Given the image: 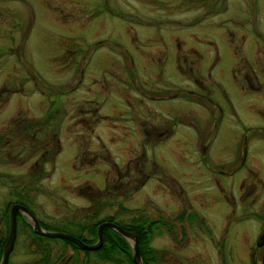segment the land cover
<instances>
[{"label": "rangeland", "instance_id": "1", "mask_svg": "<svg viewBox=\"0 0 264 264\" xmlns=\"http://www.w3.org/2000/svg\"><path fill=\"white\" fill-rule=\"evenodd\" d=\"M128 27L136 31L139 40H132ZM147 35L149 39H145ZM177 35L202 54L198 62L201 74L216 79L229 97L238 99L241 88L233 70L239 68L236 74L244 82L257 49L264 58V0H0V142L7 137L15 145L10 154L0 149V210L20 194L42 227L80 232L86 238L90 236L83 227L108 215L124 223L139 217L157 219L167 223L158 225L150 240L159 252L157 264H227L216 256L218 250L207 237L226 236L225 245L234 241L238 252L239 235L233 233L252 225L240 220L229 224L231 233L225 232L223 217L230 213L233 201L238 203L237 187H230L229 182L232 179L237 184L250 168L264 177V143L257 137L249 140L243 164L238 167L241 129L236 116L243 117L247 110L244 103H235L239 109L236 115L224 104L222 127L216 134H205L212 166L217 168L223 161L233 165L226 173L235 169L229 176L210 173L211 178L199 165L198 137L185 115L193 107L191 102L177 97L145 98L147 107L141 109L136 89L129 87L133 108L121 103L126 93L119 89L127 87L118 75L126 69L125 62L133 61L137 72L144 70L150 76L149 87L160 86L167 93L179 91L183 77L174 61ZM94 41L99 44L85 65L80 64L81 56L76 61L63 59L66 46L77 48ZM116 42L128 51L127 58ZM154 72L158 75L153 78ZM256 72L264 92V76ZM87 100L100 102L99 114L111 120L82 113L80 103L86 107ZM49 112L61 149L54 159H38L37 152L31 154L36 144L30 147L32 140L16 133V118L40 119ZM164 112L173 117L171 113L183 112L177 120L186 125H176L168 136L169 132L159 131L156 138H145L136 128L138 113H142L147 119L143 125L155 132L152 127H160L163 118L159 113L167 115ZM80 117L86 122L78 120ZM142 144L145 167L151 175L137 196L123 192L125 186L119 187V194L115 190L105 194L104 185L111 187L118 171L126 174L127 158L137 155L129 151L136 152ZM101 147L110 152L108 157ZM95 153L98 157L92 160ZM191 173L202 175L193 179ZM173 179L180 186L173 187L174 194L166 189L174 185ZM201 201L205 203L202 208ZM182 213L194 214L186 219ZM239 213L236 207L233 216ZM202 215L209 224L199 226ZM22 223V219L16 223L9 264L37 259ZM0 230L8 231L1 219ZM47 247L54 259L59 257L54 264H110L97 262L93 256L86 260L82 252L76 253L60 240L47 242Z\"/></svg>", "mask_w": 264, "mask_h": 264}, {"label": "flooded vegetation", "instance_id": "2", "mask_svg": "<svg viewBox=\"0 0 264 264\" xmlns=\"http://www.w3.org/2000/svg\"><path fill=\"white\" fill-rule=\"evenodd\" d=\"M167 12L172 13L173 11L168 10ZM128 32L133 41H137V39L139 40V36L136 31L132 30L131 28L129 29L128 27ZM257 34L259 36L261 35L260 32H257ZM149 37L150 36L147 35L145 36V39H149ZM245 38L246 37L243 35L242 39L245 40ZM174 40L178 44V47L174 53V61L176 63L178 71L183 77V86L179 87V91L174 93H167L168 91L164 92L165 89H161L160 86L149 87L147 78L150 76L147 75L144 70H138L137 72L133 61H130L129 63L125 62L124 66L126 67V69H123L120 76L118 75V80L127 87V90L125 88L119 89L120 93H126V99H124V102L121 101V103H126L127 107L133 108L129 100V87H134L136 89L138 101L140 102L139 108L141 109L145 106L147 107L145 98L161 100L167 97H177L179 99H182L183 102H191L193 104V107H191L190 110L186 114H184L190 117L191 120L190 122H188V126H191L195 130L196 136L198 137V141L195 143V146H197L198 143V154L200 157L199 162H201L199 164L200 167H202V170L207 173L206 175H208L209 178H211L210 173L214 172H216L217 175L219 173H222L226 176L232 175L235 169L227 173L226 169L233 167V165L226 164L221 161L216 164L218 166L217 168H214V166H212V161L207 155L208 153H206L210 149L208 146L210 143H208L209 139L206 138L205 134H216V131H218L222 127L221 123L225 118V115L223 114L225 113L224 104H227L229 106L231 114H235L239 113L237 111L239 109L235 105V103L237 104L239 101H242V103H244V107L247 110H245L244 114H242V118H240L239 115L236 116L238 127L241 129V138L238 143L240 144V155L242 156L239 159L240 161L238 163V167L242 166L243 164V161L245 159L244 157L246 155L245 153L249 145L248 143L251 138L255 139L257 137L258 141H262L264 143V92L260 91L261 86L259 85V76L256 72L259 71L260 73H262V76H264V58L262 57V55H260L261 50L257 49V51H255L256 58H254L253 64L249 66V73L244 75V82L240 81L236 74V71L239 68L233 70L235 82L241 88V94L239 95L238 99H234L227 95L226 91L223 89V85H221V83H219L216 79L208 74L207 78H205V75L201 74L198 62L200 58L202 59V54L198 51V49H196V47H190L186 45L185 40L178 35L175 36ZM98 42L99 41H94L85 45L79 44L77 48H70L66 46V48H64L63 50V59H67V57H69V61H73L75 59H78L77 56H81L82 59L80 60V64L82 63L85 65L90 60L93 50L97 49L96 47L99 44ZM116 44L117 46L121 47L119 48V50L120 52H122L123 57L127 58L125 54H128V51L122 48V44L117 42ZM87 48L89 49L87 50ZM71 53L73 55H70ZM159 71L161 73L162 67L161 69H159ZM138 74L141 77H139ZM154 74L158 75V72H154L152 74L153 78L155 76ZM216 88L220 90V93L216 91ZM261 100H263V102H261ZM85 102L87 104L86 107H82V103H80V109H82L80 111L82 113H91V115L98 114L97 117L100 119H110L109 116L99 114L101 111L100 102L96 100H87ZM181 113L183 112L171 113L174 114V117L170 115V113H166L167 115L159 113V116L163 118V122L160 124V127H152L154 130H156L155 132L143 125L145 124L147 119L143 117L144 114L138 113L139 115L137 117L138 121L136 122V128H140L145 138L148 135L152 137L154 136L156 138V134H158L159 131L169 132L165 135L168 136L169 134L174 133L176 125H186L185 123H180L177 120L178 115ZM119 114H122V112ZM139 117H142V119L140 120ZM51 118H53V115H51L50 112L46 113V115L42 116V118L40 117V119H37V117L29 116L16 118V133L18 135H21L22 137H29L30 140H32V142L30 143V147L36 144L33 149L31 148V154L33 155L37 152L38 159H54L56 155L59 154L58 152L61 149L59 138L57 137L58 133L52 130L53 126L50 123ZM79 119L84 120L82 117L78 118V120ZM5 138L6 139L4 141L0 142V149H3L2 153L10 154V151L15 148V145L14 143H10L9 138ZM1 139L2 136L0 135V140ZM2 145H4L5 147L10 146V149L4 152L5 147L3 148ZM99 149H102L103 153H105L104 150L106 151V157L110 155V152L107 151V149L103 147ZM136 149L137 150L134 153H130L129 151L130 155H137H135L134 158H127L124 170L126 171V174L118 171L119 168L116 167L115 171H118V177H116L117 179L114 181L111 187L107 184L104 185V188L102 190L103 192H105V194L111 195V193H114V190L116 194H119V187L125 186V188L122 190L123 192L130 191L132 197L137 196V190L145 184V181H147L146 179L151 175V170H149L148 167H145L146 159H144L145 152L143 149V144L140 149ZM100 150L98 151L99 155H103ZM98 153H95L91 159L95 160L98 157ZM28 159H30V156L28 157ZM131 161L132 166L130 165ZM34 163L37 164L38 161H34ZM222 164H224V166ZM129 166L131 167L129 168ZM247 172L248 173H246L242 177V179L237 182V184H234V180H230L229 186L237 187L236 196L238 198V203H236L235 205L233 201L230 213H226L223 217V227L227 234L231 233L228 227L229 224L233 225V223L239 222L240 220H246L252 223L249 228L242 227L237 230V232L233 233V236L239 235V238L237 239V246L239 248L238 252H236V249L232 245L234 241L233 243L225 245L227 239L226 236H221L220 238L212 236H209V238L207 237V239H211V242H214L213 244H215L216 249L218 250V254L216 256H218L219 259L223 258V260L221 259L222 262H227V264H264V177H261L260 174L258 175L257 173H254L251 168L248 169ZM122 174H124V177L120 179V177H122ZM190 175L194 179L199 178V176L202 174L194 175L191 173ZM172 182L174 185L172 187H167L166 189H168L170 193L174 194L175 189L173 190V187L177 189V187L180 186H178L177 180L173 179ZM215 182L216 184L218 183L217 179L215 180ZM222 189L223 187H221V190ZM229 196L234 199V196ZM225 197H227V199H230L227 194H225ZM203 204L205 203L201 201V208L203 207ZM236 207L240 209V213L236 217H234L233 213H235ZM193 214L187 213L184 215V213H182L181 216H184L186 219H191V216ZM195 214H197L196 211ZM199 218V226H201V224H209L208 221H203V215ZM154 220L157 221V219ZM132 221L133 220H131L130 222ZM166 224V222L158 220V223L156 224V227L153 228V230H155L158 225ZM143 226L145 228L146 225ZM209 227L211 228L212 226ZM223 250H226L225 254H222Z\"/></svg>", "mask_w": 264, "mask_h": 264}, {"label": "trees", "instance_id": "3", "mask_svg": "<svg viewBox=\"0 0 264 264\" xmlns=\"http://www.w3.org/2000/svg\"><path fill=\"white\" fill-rule=\"evenodd\" d=\"M19 198L15 200V203L22 204L27 207L26 203H24L23 196L20 194H17ZM22 197V198H20ZM8 205V204H7ZM7 205L4 207L5 209L0 210V219L4 222L5 226H7L8 218V208ZM103 205H100L99 209ZM17 221L20 219L23 220L22 226L26 229H28V237L31 239V244L34 245V248H36L33 252L37 255V259H35L33 262H25L22 264H54L55 260L59 257H52L51 250L49 247H47V242L49 241H56L60 240L62 241L63 245L69 246L72 250L77 252H82L83 255L86 257V260H88L91 256L94 257V259L97 260V262L101 263H110V264H134L131 262V253H130V245L127 243L123 237H121L118 233H115L113 230L109 228H104L102 231L103 234V240L102 245L100 248L94 251H87L82 250L78 246H75L74 244L68 242L64 239H57V238H48L43 237L41 235L35 234L32 228L27 223V220L25 217L20 215L19 213L16 214ZM114 216L108 215L106 217H103L101 219L96 220V222L90 223L86 227H83L85 232L90 236V238L84 237L80 232H72V231H66L65 232L70 233L71 235H75L82 239L86 243H93L95 240L97 241V234H95V230L97 228V225L101 221H110L117 223L122 228L128 231L135 232L138 239L137 243H139V253L141 254V260L143 263L146 264H157V259L160 258L159 252L151 245V237H152V230L154 227H156V224L158 221L156 220H149L146 217H139L138 219L133 220L130 223H124L120 221L114 220ZM143 225H146L145 228ZM47 229V228H46ZM7 231L2 232L0 234V255L2 253V245H4L5 237H6ZM62 254H60L61 256ZM83 263H88L87 261H83ZM9 264V263H8Z\"/></svg>", "mask_w": 264, "mask_h": 264}, {"label": "water", "instance_id": "4", "mask_svg": "<svg viewBox=\"0 0 264 264\" xmlns=\"http://www.w3.org/2000/svg\"><path fill=\"white\" fill-rule=\"evenodd\" d=\"M9 213H8V234L6 235V240L4 245L2 246V254L0 255V264H7L8 263V256L12 252V246L15 243V233H16V223H17V217L16 213L20 212L24 217H26L29 220V224L32 227L35 234L41 235L43 237L48 238H59L67 240L68 242L74 244L75 246H78L82 250L87 251H94L101 247L102 240H103V234L102 230H104L105 227L110 228L114 232L118 233L121 237L124 238L127 243L131 245V253H132V263L134 264H145L141 260V255L139 253V244L137 243V236L134 232L127 231L122 229L117 223H112L109 221H102L98 224L97 229L95 230V233L97 234V241L94 243H86L79 237H76L74 235H71L69 233H66L64 231L59 230H46L43 227L40 226L39 220L37 217H35L31 212V210L21 204L18 203H11L8 205Z\"/></svg>", "mask_w": 264, "mask_h": 264}]
</instances>
